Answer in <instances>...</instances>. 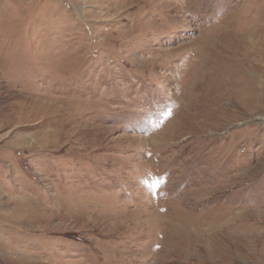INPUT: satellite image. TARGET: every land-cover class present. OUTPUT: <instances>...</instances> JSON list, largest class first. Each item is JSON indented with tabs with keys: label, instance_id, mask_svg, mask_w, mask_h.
Listing matches in <instances>:
<instances>
[{
	"label": "rangeland",
	"instance_id": "obj_1",
	"mask_svg": "<svg viewBox=\"0 0 264 264\" xmlns=\"http://www.w3.org/2000/svg\"><path fill=\"white\" fill-rule=\"evenodd\" d=\"M263 44L264 0H0V264H264Z\"/></svg>",
	"mask_w": 264,
	"mask_h": 264
},
{
	"label": "bare ground",
	"instance_id": "obj_2",
	"mask_svg": "<svg viewBox=\"0 0 264 264\" xmlns=\"http://www.w3.org/2000/svg\"><path fill=\"white\" fill-rule=\"evenodd\" d=\"M262 42V41H261ZM260 45V44H259ZM263 46H264V44H263ZM258 51V50H257ZM253 52V51H252ZM264 53V52H263ZM256 53H254V55H255ZM258 56V55H257ZM250 60V59H249ZM255 60V59H254ZM252 62V61H251ZM258 63V62H257ZM253 64V63H252ZM259 64V63H258ZM262 65V64H261ZM262 68V67H261ZM264 68V67H263ZM253 72V71H252ZM259 72V71H258ZM255 73V72H254ZM252 75V74H251ZM255 75V74H254ZM248 76V75H247ZM253 77V76H252ZM256 78V77H255ZM253 79V78H252ZM252 81V80H251ZM238 82V81H237ZM243 83H244V81H243ZM248 83V82H247ZM250 84V83H249ZM257 84V83H256ZM258 85V84H257ZM246 86H248V84L246 85ZM250 87L254 90V92L255 91H257V92H259V94H264V92H263V87L262 88H260L259 86H256V85H250ZM249 87V88H250ZM258 94V95H259ZM255 96V95H254ZM258 97V96H257ZM162 220V219H161ZM163 220H164V218H163ZM162 220V221H163ZM195 220V219H194ZM159 221V220H158ZM185 226H188V225H185ZM192 226V225H191ZM196 229V228H195ZM202 229V228H201ZM204 230V229H203ZM205 231V230H204ZM206 234V233H205ZM217 235V234H216ZM186 236V235H185ZM171 238V237H170ZM178 238V237H177ZM207 239H209V238H207ZM216 241V240H215ZM173 244V243H172ZM201 244V243H200ZM215 245H217V244H215ZM165 247V246H164ZM167 247V246H166ZM207 247V246H206ZM206 247H205V249H206ZM216 247H218V246H216ZM169 248V247H168ZM171 248V247H170ZM215 248V247H214ZM208 250V249H207ZM214 250V249H213ZM205 251V250H204ZM210 251V250H209ZM216 251V250H215ZM193 252V251H192ZM194 252H196V251H194ZM208 252V251H207ZM212 252V251H211ZM198 253V252H197ZM206 253V252H205ZM196 256V255H195ZM179 258V257H178ZM203 258V257H202ZM164 259V258H163ZM185 259V258H184ZM188 262V261H187ZM164 263V262H163Z\"/></svg>",
	"mask_w": 264,
	"mask_h": 264
}]
</instances>
